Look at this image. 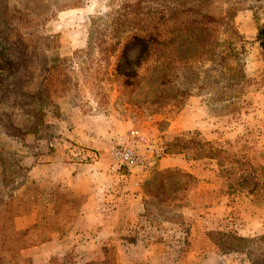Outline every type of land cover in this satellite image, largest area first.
Here are the masks:
<instances>
[{
    "label": "rangeland",
    "instance_id": "rangeland-1",
    "mask_svg": "<svg viewBox=\"0 0 264 264\" xmlns=\"http://www.w3.org/2000/svg\"><path fill=\"white\" fill-rule=\"evenodd\" d=\"M231 14L250 42L247 90L220 63ZM138 16L176 17L182 35L199 28L206 49L215 33L218 48L196 62L185 58L195 52L190 40L178 43L173 62L159 47L148 56L134 45L123 55L121 22ZM260 26L264 0H0V264H264ZM134 128L146 139L137 143L145 162L131 170L115 163L112 149ZM196 131L219 144L217 156L164 153L166 142ZM101 155L139 176L144 191V217L113 241L94 236L91 195L75 191L60 169ZM167 156L178 160L160 166ZM232 157L244 165L231 168ZM185 160L203 175L177 165ZM207 181L218 191L194 216L187 210ZM138 239L148 252L134 260Z\"/></svg>",
    "mask_w": 264,
    "mask_h": 264
},
{
    "label": "trees",
    "instance_id": "trees-1",
    "mask_svg": "<svg viewBox=\"0 0 264 264\" xmlns=\"http://www.w3.org/2000/svg\"><path fill=\"white\" fill-rule=\"evenodd\" d=\"M234 14H231L228 21V29L226 32V39L224 43L222 44L223 50L221 53V61L222 64V72H224L225 75H230L233 79H237L238 82H241L242 85H240V88H245L247 90L248 88V78L245 77V74L243 72V63L245 59V55L248 51L247 44H249V40H247L246 36L240 32L238 27L234 23ZM130 20H123L121 22V30L123 27L126 29L124 32L123 38L125 40L123 42H119L118 44H122V54L124 55V52L126 50H129L134 45H141L143 47V54H147L148 56L150 53H152L157 47V51L160 49L165 58H167L170 61H176L181 58L179 55L178 43L183 44L185 41H189L192 45L195 47V52L190 53L185 58L190 62H196L200 61L199 59L201 57H210V55L214 54L216 49L218 48L219 41H218V35L213 33L211 34L212 40L207 44L208 47L205 49V45L203 44V36L204 34L202 31H193L192 30H184V35H182V30L180 28V24L183 23V21H180L176 17H167V18H146V17H135ZM223 20V19H222ZM127 21V23L125 22ZM203 21L205 22V18L199 20L193 19L188 20V22L191 25L197 24V26L201 23L203 24ZM212 21L214 22H220L217 20V18H214ZM135 23L137 24H128V23ZM194 27V26H189ZM216 29H214V32ZM182 36H184V40L182 42ZM261 37H264V30L263 27L260 26V32H259V39ZM261 47L264 51V44H261ZM121 55V56H123ZM121 58V57H120ZM124 58V57H123ZM122 58V59H123ZM189 65V64H187ZM192 66V64H190ZM122 76H125L126 78H131V74L120 72L119 73ZM245 78V79H244ZM237 82V83H238ZM239 84V83H238ZM40 99H46V96L44 98ZM44 106L46 104H43ZM48 105V104H47ZM191 134L189 138L187 137H177L174 141L166 142L164 144V153L165 154H180L185 153L190 160H201L204 158H214L217 156L215 150H218L214 145L217 142L209 140L208 138L204 137L202 134H200L198 131L196 132H189L186 133V135ZM193 135H196L195 137ZM197 136H201L202 138L199 139ZM215 148V149H214ZM219 157V156H218ZM226 158V157H225ZM227 164H230L231 168H235V165L243 166L244 161L240 160L237 157L228 158ZM183 176L185 178L191 179L193 181V176L186 171H183ZM246 179H250L251 182H255V179L253 176H249ZM243 180V181H244ZM182 190V186H181ZM89 264H104V263H89Z\"/></svg>",
    "mask_w": 264,
    "mask_h": 264
},
{
    "label": "crops",
    "instance_id": "crops-1",
    "mask_svg": "<svg viewBox=\"0 0 264 264\" xmlns=\"http://www.w3.org/2000/svg\"><path fill=\"white\" fill-rule=\"evenodd\" d=\"M93 143L86 142V145L87 147L99 149L100 145ZM170 160L177 161L178 159L171 156L163 157L160 159V166L165 167L167 164H163V162ZM112 163L111 157L101 155L91 164L79 162L64 163L67 166H60L64 173L66 170L70 172L71 183L75 191L91 195L87 211L89 209V212H93L94 220L89 223L96 228L94 236L97 235V239H104L103 241H113L118 238L119 231L122 228L127 229V232H129V228L133 225L132 222L143 218L145 210L144 191H142L140 183L141 178H138L139 176L134 177V173H122L115 166H112ZM175 164L177 163H171V165ZM177 165L184 167L198 177L203 175L200 165L195 162L185 160ZM93 170L95 172H92ZM217 187L213 181H207L205 186L198 189L196 207L187 211L194 214V216L199 214L200 207L205 203H209L208 195L216 194ZM118 192L120 193L118 194ZM141 241L142 239H138V242L132 245L134 260L141 259L148 252L147 248L144 247L143 250L141 247L139 243ZM134 247H136V250Z\"/></svg>",
    "mask_w": 264,
    "mask_h": 264
},
{
    "label": "built area",
    "instance_id": "built-area-1",
    "mask_svg": "<svg viewBox=\"0 0 264 264\" xmlns=\"http://www.w3.org/2000/svg\"><path fill=\"white\" fill-rule=\"evenodd\" d=\"M145 136L137 128L130 131L129 137L123 142H119L112 149V156L118 166H125L129 169L142 168L145 158L139 153L137 143L145 141Z\"/></svg>",
    "mask_w": 264,
    "mask_h": 264
},
{
    "label": "water",
    "instance_id": "water-1",
    "mask_svg": "<svg viewBox=\"0 0 264 264\" xmlns=\"http://www.w3.org/2000/svg\"><path fill=\"white\" fill-rule=\"evenodd\" d=\"M262 43L264 44V41Z\"/></svg>",
    "mask_w": 264,
    "mask_h": 264
}]
</instances>
